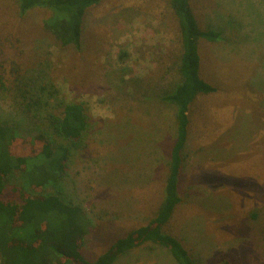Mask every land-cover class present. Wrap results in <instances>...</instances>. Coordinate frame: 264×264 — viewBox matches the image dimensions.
<instances>
[{"label": "rangeland", "instance_id": "1", "mask_svg": "<svg viewBox=\"0 0 264 264\" xmlns=\"http://www.w3.org/2000/svg\"><path fill=\"white\" fill-rule=\"evenodd\" d=\"M190 6L202 30L221 34L199 50L201 77L218 91L190 107L182 200L166 231L196 264H264V0ZM49 15L21 16L16 0H0V120L15 118L27 135L35 124L48 130L66 104L85 105L82 140L53 141L73 146L61 188L87 213L83 254L94 261L147 226L163 200L177 136L164 97L181 82L182 39L170 0H103L85 17L80 50L59 47L43 27ZM22 92L41 119L23 109ZM115 264L176 263L147 246Z\"/></svg>", "mask_w": 264, "mask_h": 264}, {"label": "trees", "instance_id": "2", "mask_svg": "<svg viewBox=\"0 0 264 264\" xmlns=\"http://www.w3.org/2000/svg\"><path fill=\"white\" fill-rule=\"evenodd\" d=\"M19 15L34 9L50 13L44 30L64 48L80 50L85 17L103 0H16ZM182 39L181 82L164 101L176 108L177 136L170 153L163 200L150 223L118 239L96 260L83 254L90 220L82 206L64 193L71 148L80 142L89 123L83 103L66 104L59 114L49 115L48 130L35 124L27 135L15 118L0 120V260L1 264H115L122 256L147 246L167 250L176 264H196L181 242L166 231L181 203L180 176L185 164L191 105L199 95L218 90L201 77L200 45L215 43L221 34L204 31L190 0H170ZM2 85V81H0ZM23 109L40 118L34 103L21 93ZM21 106V104H20ZM41 119V118H40ZM37 120V119H36ZM38 123V122H37ZM65 137L73 146L56 145L53 136ZM31 171L29 175L28 171ZM25 175V176H24ZM16 184V187H14ZM13 187L17 200H8ZM53 188V193L45 189Z\"/></svg>", "mask_w": 264, "mask_h": 264}]
</instances>
